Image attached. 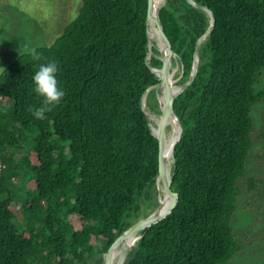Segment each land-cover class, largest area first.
Segmentation results:
<instances>
[{
  "label": "trees",
  "instance_id": "trees-1",
  "mask_svg": "<svg viewBox=\"0 0 264 264\" xmlns=\"http://www.w3.org/2000/svg\"><path fill=\"white\" fill-rule=\"evenodd\" d=\"M194 1L216 25L174 104L184 129L172 168L179 204L127 264H232L244 249L233 222L257 190L248 163L254 111L264 106V0ZM148 13V0H83L63 36L35 51L39 60L23 55L0 76V264H104L157 201L160 147L142 102L163 63L154 48L147 64ZM161 20L185 85L210 18L188 0H168ZM53 60L65 96L37 120L32 77Z\"/></svg>",
  "mask_w": 264,
  "mask_h": 264
},
{
  "label": "rangeland",
  "instance_id": "rangeland-1",
  "mask_svg": "<svg viewBox=\"0 0 264 264\" xmlns=\"http://www.w3.org/2000/svg\"><path fill=\"white\" fill-rule=\"evenodd\" d=\"M82 7L83 0H0V76L19 57L54 45L79 17ZM173 66L179 67L176 81L177 86L182 87V64L178 60ZM153 91L155 97L152 96L149 101L147 99L146 110L151 124L156 126L152 117H161L162 110L158 99L160 90L155 88ZM254 120L257 129L254 133L255 149L248 169L257 190L253 199L245 194L234 218L235 232L244 249L232 264H264V106L255 108ZM171 131L168 128L167 135ZM20 159L21 156H18L17 160ZM19 187L23 188V185ZM156 191L157 201L143 207L141 219L149 217L159 207L160 192L157 188ZM71 221L76 230L82 228L79 220L71 218ZM16 222L23 224L19 213H16Z\"/></svg>",
  "mask_w": 264,
  "mask_h": 264
},
{
  "label": "water",
  "instance_id": "water-1",
  "mask_svg": "<svg viewBox=\"0 0 264 264\" xmlns=\"http://www.w3.org/2000/svg\"><path fill=\"white\" fill-rule=\"evenodd\" d=\"M148 1H149V13H148V19H147V33H148L149 54L147 57V64L150 66L152 58L154 57V48H157L158 51L161 53L160 59L163 63V67L161 69L152 68V72L159 79V84L153 88H150L146 92V94L143 97L142 106H143V110L145 111L148 119L151 120L150 115L146 110V98H148V95L155 88H159L160 95L165 96V106L163 108L161 107L162 115H161V123L158 126V133L156 134L154 132V128L151 122H150V129L152 131V134L158 139L159 147H160L159 176L157 180V185L159 183H162L164 187V193L166 194V196L172 199V203L169 209L163 212H161V205H159V207L156 209V211L153 214H151L147 218L139 220L134 226H132L129 230H127L124 234H122L115 241V243L112 245L110 250L104 255V264H112V255L114 251L120 246H122L123 248V253L119 261V264H127L129 256L133 250V248H131V246L128 244L129 240L138 237L140 241L145 236V234L148 231H150L153 227L159 225L161 222L169 218L179 204L180 196L178 193H175L172 190V181H173L172 171H171V176L169 177L168 168H167V165L164 159L163 147H164L165 140L167 137L169 119L175 116L180 126L178 142L176 143L174 147V154H175V149L177 147V144L180 142L182 138L184 129H183V126L178 116L175 113L174 104H175V101L180 96H182L195 81L198 75V72H199L200 64H201V60H200L201 49L203 45L206 43V41L208 40V38L212 35L213 30L215 29V25H216L215 16L213 12L209 10V8L198 5L194 0H188V2L191 3L194 7L207 13V15L210 18V27L208 28L207 32L197 42L195 56H194L193 70H192L189 81L185 85L180 87L178 90H174V87L170 81V76H171V70L174 65V62H178V57L173 51V47L166 35L165 29H164V26L161 20V11L166 5V3L168 2V0H163L156 16L153 14L154 0H148ZM151 23L155 26L157 30L160 44L157 43L156 45L150 37V24ZM182 71L184 74L183 67H182ZM173 157H174V163H173V166H174L175 156Z\"/></svg>",
  "mask_w": 264,
  "mask_h": 264
},
{
  "label": "bare ground",
  "instance_id": "bare-ground-1",
  "mask_svg": "<svg viewBox=\"0 0 264 264\" xmlns=\"http://www.w3.org/2000/svg\"><path fill=\"white\" fill-rule=\"evenodd\" d=\"M162 2H163V0H154L153 14L155 16L157 15V12H158ZM150 37L154 43L160 44L157 30L152 23L150 24ZM177 73H178V68L177 67L174 68V66H173L172 70H171L170 81L174 87V90H178L180 88L177 86V81H176ZM159 97L160 98H158V99H160V103H161L160 107L163 108L165 106V96L160 95ZM146 104H147V102H146ZM152 121H154V123L156 124V126L153 125V128H154V132L157 134L158 133V126L161 123V117L158 118V117L153 116ZM168 124H169L168 128H171L172 131H171V134L167 135V137H166L165 144L163 147V152H164L165 163L167 165L168 173H169V177H170L171 171H172V166L174 163V157H173L174 156V147H175L176 143L178 142L180 126H179V122L175 116H173L169 119ZM168 155H169V158L167 161L166 157ZM157 190H159V192H160L159 205H161V212L166 211L169 209V207L172 203V199L169 198L168 196H166V194L164 193V187H163L162 183H159L157 185ZM138 242H139V239L137 237V238H133V239L129 240L128 244L131 246V248H134L137 246ZM122 253H123V248H122V246H120L119 248H117L114 251V253L112 255V264H119V261L122 257Z\"/></svg>",
  "mask_w": 264,
  "mask_h": 264
},
{
  "label": "clouds",
  "instance_id": "clouds-1",
  "mask_svg": "<svg viewBox=\"0 0 264 264\" xmlns=\"http://www.w3.org/2000/svg\"><path fill=\"white\" fill-rule=\"evenodd\" d=\"M35 60L40 56L35 51L32 52ZM59 72L56 61H48L38 65V70L34 73L32 80L35 93L42 98V106L34 109L32 115L37 120L46 119V113L51 112L54 107L59 105L65 96V92L58 86L57 74Z\"/></svg>",
  "mask_w": 264,
  "mask_h": 264
},
{
  "label": "built area",
  "instance_id": "built-area-1",
  "mask_svg": "<svg viewBox=\"0 0 264 264\" xmlns=\"http://www.w3.org/2000/svg\"><path fill=\"white\" fill-rule=\"evenodd\" d=\"M2 168V165H0V169Z\"/></svg>",
  "mask_w": 264,
  "mask_h": 264
}]
</instances>
